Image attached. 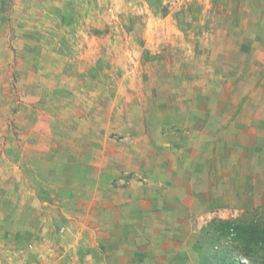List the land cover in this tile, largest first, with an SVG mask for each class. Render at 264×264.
Returning a JSON list of instances; mask_svg holds the SVG:
<instances>
[{
  "label": "rangeland",
  "instance_id": "374dc122",
  "mask_svg": "<svg viewBox=\"0 0 264 264\" xmlns=\"http://www.w3.org/2000/svg\"><path fill=\"white\" fill-rule=\"evenodd\" d=\"M225 222L264 230V0H0V264H264Z\"/></svg>",
  "mask_w": 264,
  "mask_h": 264
},
{
  "label": "trees",
  "instance_id": "16d2710c",
  "mask_svg": "<svg viewBox=\"0 0 264 264\" xmlns=\"http://www.w3.org/2000/svg\"><path fill=\"white\" fill-rule=\"evenodd\" d=\"M237 230L239 231L240 237L243 236L244 238H248L249 242H255L256 244H259L262 249H264V230H261L260 232H258L257 228H255L254 230L248 227H241L240 225H237V224L234 225L233 222L232 223L225 222L224 225H222V231L224 232L225 231L228 233L232 232V234L237 235L236 233ZM230 264H240V263H236L235 259H233L232 257V259H230Z\"/></svg>",
  "mask_w": 264,
  "mask_h": 264
},
{
  "label": "built area",
  "instance_id": "2783aa9c",
  "mask_svg": "<svg viewBox=\"0 0 264 264\" xmlns=\"http://www.w3.org/2000/svg\"><path fill=\"white\" fill-rule=\"evenodd\" d=\"M207 215H208L207 218L209 220H211L210 219V215H211L212 218L224 219V218H228L227 216L229 215V212L225 209V210H220L218 213H208ZM238 262H240L241 264H246L247 263L246 260H241V261H238Z\"/></svg>",
  "mask_w": 264,
  "mask_h": 264
},
{
  "label": "crops",
  "instance_id": "0c3cea01",
  "mask_svg": "<svg viewBox=\"0 0 264 264\" xmlns=\"http://www.w3.org/2000/svg\"><path fill=\"white\" fill-rule=\"evenodd\" d=\"M210 106H212V104H210ZM220 109H222V108H220ZM213 117H214V116H213ZM213 117H212V118H213ZM198 121H200V120L198 119ZM228 131H229V130H228ZM180 188H181V187H180ZM175 204L177 205V202H175Z\"/></svg>",
  "mask_w": 264,
  "mask_h": 264
},
{
  "label": "clouds",
  "instance_id": "9594fccd",
  "mask_svg": "<svg viewBox=\"0 0 264 264\" xmlns=\"http://www.w3.org/2000/svg\"><path fill=\"white\" fill-rule=\"evenodd\" d=\"M235 261H236V259H235ZM238 263H240V262H238ZM241 264V263H240ZM247 264V263H246Z\"/></svg>",
  "mask_w": 264,
  "mask_h": 264
}]
</instances>
